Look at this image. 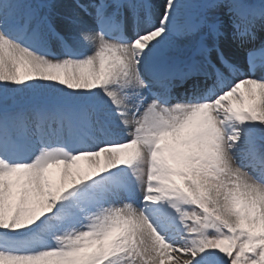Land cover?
<instances>
[{
	"label": "snow or ice",
	"instance_id": "snow-or-ice-1",
	"mask_svg": "<svg viewBox=\"0 0 264 264\" xmlns=\"http://www.w3.org/2000/svg\"><path fill=\"white\" fill-rule=\"evenodd\" d=\"M202 6L0 0V264H264V0Z\"/></svg>",
	"mask_w": 264,
	"mask_h": 264
},
{
	"label": "rangeland",
	"instance_id": "rangeland-1",
	"mask_svg": "<svg viewBox=\"0 0 264 264\" xmlns=\"http://www.w3.org/2000/svg\"><path fill=\"white\" fill-rule=\"evenodd\" d=\"M203 0H184L183 2L185 3L186 7L182 10L183 12V15H182V19L181 21H187L189 19H187V17L190 16V18L193 16V13L195 12V10H198L200 8L199 5H195L197 2H202ZM30 2L32 3H36L38 2V0H30ZM194 7V8H193ZM192 15V16H191ZM227 23V22H226ZM231 39V36L230 34L226 35L225 37L222 38V41L221 42H225V41H230ZM82 50H85V46H81ZM235 50L233 45L231 44V48H230V51H233ZM245 50V49H244ZM247 51V50H245ZM244 54V52H242V55ZM243 58H241L242 60ZM244 60V59H243ZM239 64V63H238ZM28 96L27 93H22L20 94V96L18 97V101L20 103V106H23V103L21 102L23 100V98H26ZM118 137L119 139H123V135H120V136H116Z\"/></svg>",
	"mask_w": 264,
	"mask_h": 264
},
{
	"label": "bare ground",
	"instance_id": "bare-ground-1",
	"mask_svg": "<svg viewBox=\"0 0 264 264\" xmlns=\"http://www.w3.org/2000/svg\"><path fill=\"white\" fill-rule=\"evenodd\" d=\"M260 28H261V27H260ZM241 51L244 52V55H243V56H244V58H245V57H246V53H247V51H245L244 48H241ZM242 60H243V59H242ZM237 63H239V65H240V62H237ZM257 63H259V60L257 61Z\"/></svg>",
	"mask_w": 264,
	"mask_h": 264
}]
</instances>
